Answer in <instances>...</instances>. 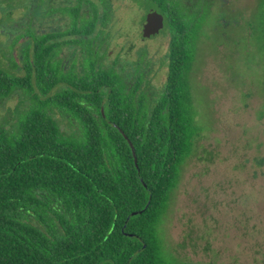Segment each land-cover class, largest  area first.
Here are the masks:
<instances>
[{
    "label": "trees",
    "instance_id": "obj_1",
    "mask_svg": "<svg viewBox=\"0 0 264 264\" xmlns=\"http://www.w3.org/2000/svg\"><path fill=\"white\" fill-rule=\"evenodd\" d=\"M258 23L264 48V0ZM26 48L25 73L15 45L10 68L0 63V99L16 98L18 113L0 123V264H186L161 225L201 132L197 53L170 52L150 104L115 71L104 73L103 97L83 77H52L37 66L43 51Z\"/></svg>",
    "mask_w": 264,
    "mask_h": 264
},
{
    "label": "rangeland",
    "instance_id": "obj_2",
    "mask_svg": "<svg viewBox=\"0 0 264 264\" xmlns=\"http://www.w3.org/2000/svg\"><path fill=\"white\" fill-rule=\"evenodd\" d=\"M261 3L217 2L205 20L208 34L200 40L191 73L201 132L161 225L166 247L186 264H264ZM164 53H151L158 63L151 75L153 93L166 82ZM16 106V98L0 99V123L12 121Z\"/></svg>",
    "mask_w": 264,
    "mask_h": 264
},
{
    "label": "flooded vegetation",
    "instance_id": "obj_3",
    "mask_svg": "<svg viewBox=\"0 0 264 264\" xmlns=\"http://www.w3.org/2000/svg\"><path fill=\"white\" fill-rule=\"evenodd\" d=\"M217 2L227 7L232 0H0V63L10 68L9 49L15 45L19 72L25 73V55L19 53L30 45L31 58L37 48L43 51L37 66L52 77L62 70L79 78L78 84L84 78L103 97L104 73L115 71L137 99L147 94L151 104L164 87L153 93L151 75L158 63L151 53L165 51L169 71L170 52H198L208 34V11Z\"/></svg>",
    "mask_w": 264,
    "mask_h": 264
},
{
    "label": "water",
    "instance_id": "obj_4",
    "mask_svg": "<svg viewBox=\"0 0 264 264\" xmlns=\"http://www.w3.org/2000/svg\"><path fill=\"white\" fill-rule=\"evenodd\" d=\"M120 130L123 132L124 136L128 139V136L124 133V131L122 129H120ZM129 142H130V145L132 146L133 154L135 156L136 162H138V158H137V153H136L135 146H134V144L131 141H129ZM140 212H142V211H140ZM137 213H139V212L138 211H135V212L132 213V215H136Z\"/></svg>",
    "mask_w": 264,
    "mask_h": 264
}]
</instances>
